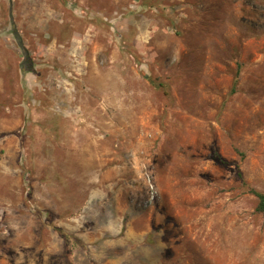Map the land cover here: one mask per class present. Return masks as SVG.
I'll return each mask as SVG.
<instances>
[{"label": "rangeland", "instance_id": "obj_1", "mask_svg": "<svg viewBox=\"0 0 264 264\" xmlns=\"http://www.w3.org/2000/svg\"><path fill=\"white\" fill-rule=\"evenodd\" d=\"M254 191L264 0H0V264H264Z\"/></svg>", "mask_w": 264, "mask_h": 264}, {"label": "trees", "instance_id": "obj_2", "mask_svg": "<svg viewBox=\"0 0 264 264\" xmlns=\"http://www.w3.org/2000/svg\"><path fill=\"white\" fill-rule=\"evenodd\" d=\"M26 62H27V65H29V66L31 67V68L28 69V70H33V69H32V65L30 64V62L27 61V60H26ZM253 193H254V194L257 196V198H258V206H257V207H258V210L264 213V193L259 192V191H254Z\"/></svg>", "mask_w": 264, "mask_h": 264}]
</instances>
